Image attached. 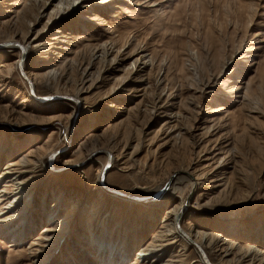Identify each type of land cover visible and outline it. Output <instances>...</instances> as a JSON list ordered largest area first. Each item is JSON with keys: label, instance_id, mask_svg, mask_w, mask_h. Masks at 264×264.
Wrapping results in <instances>:
<instances>
[{"label": "rangeland", "instance_id": "1", "mask_svg": "<svg viewBox=\"0 0 264 264\" xmlns=\"http://www.w3.org/2000/svg\"><path fill=\"white\" fill-rule=\"evenodd\" d=\"M81 2L49 21L58 0L36 20L31 0H0V174L27 171L0 198V264H149L183 170L198 187L181 225L206 241L153 263L264 264V0ZM25 35L20 68L5 41Z\"/></svg>", "mask_w": 264, "mask_h": 264}, {"label": "bare ground", "instance_id": "2", "mask_svg": "<svg viewBox=\"0 0 264 264\" xmlns=\"http://www.w3.org/2000/svg\"><path fill=\"white\" fill-rule=\"evenodd\" d=\"M32 1V5H37V14L35 16V20L40 16V13H42L44 11V9H46L52 1L55 0H31ZM81 0H58V4H57V8H56V12L51 15L49 17V21L50 20H55L56 18H64L69 16L71 13H73L74 11H76L79 6H81L80 4H82V2L80 3ZM79 2V3H78ZM90 5H92L91 0H87V2H85V5H82V7H90ZM36 8V6H35ZM41 11V12H40ZM35 24V21L33 20V23L28 22V28H27V32L33 30L31 29V25ZM34 26V25H33ZM6 44H8L9 46H12L11 44L13 43H18V45H20L21 47L19 48L20 50V54H21V58H19V65L20 68L22 67V65L24 64L23 59L25 57V55L28 53L29 49H28V38L27 35L24 36V38L20 41L17 42L15 39L12 38V40H8L5 41ZM40 44V43H39ZM37 44V45H39ZM102 54H106V49H103ZM19 67V66H18ZM57 72L52 71L48 73V77L49 78H56L57 77ZM80 90L78 89L77 94ZM77 100V95L72 96ZM107 156L108 158L110 157V160H108L106 162V164H112V158H114L112 156V154L110 153V151H107ZM105 164V165H106ZM26 170H21L18 169L17 167L14 166V164H9L8 166H6L4 168V171L0 174V179H4L5 177L7 178L8 175H14L13 178H11L10 180L7 179V183L4 185V187L1 188L0 190V198L1 201L3 200L4 196L6 193H10V191H14L16 193H19L20 190L18 188L14 187V184L18 183V180H20L24 174L26 173ZM101 177V175H100ZM21 181V180H20ZM100 182L102 185L104 184V179L103 181H101L100 178ZM13 183V184H12ZM167 185L169 184V187L172 188V190H176L177 192H179L180 190H182L183 184H188L189 186V192L188 195L185 197V199H182L179 204L173 209V210H169V213L173 219V227L172 230L169 234H171V236L173 237L171 240H165L166 243L165 244H160L161 247L158 248L157 245H148V247L144 248V251H142V253L137 254L138 256L136 257V259L140 262H146L149 263L151 262V264H154L153 262H157L161 259V257L163 256L162 252L169 246V245H174L176 242L183 240L185 243L187 244H191L193 247L197 246L199 249H202V243L206 241V236L205 234L202 235H198V233L196 232L195 234H192L189 230H186L182 227L181 225V220L180 217L182 214H184L185 210L188 208L189 202H190V197L193 194V192L196 190V188L198 187V181L197 178H195L193 176L192 173H190L188 170H183V171H178L175 175H173V177H169L166 180ZM20 184V183H19ZM182 185V186H181ZM18 189V190H17ZM162 187L161 188H157V191H153L151 192L148 197L149 200H159L162 201L163 199H166L168 197H172V190L171 189H166V191H164L162 193ZM116 192V190L114 189H110ZM175 191V192H176ZM118 193H121L118 191ZM121 194H125V193H121ZM128 195L131 196H136L137 194H132V193H126ZM191 194V195H190ZM18 195V196H17ZM15 196H13L12 201L9 202L8 206H4L2 207L3 211L2 214L5 215L7 213H9V207H11V203H15L18 198L20 197L19 194H17ZM6 209H8L6 211ZM6 211V212H5ZM8 215L5 218H2L1 220H3L1 222V224L3 225H7L11 223V219L9 217L8 219ZM16 216H14L15 218ZM8 219V220H7ZM13 221V220H12ZM18 227H14L12 229V231H14L15 229H17ZM49 231H51L50 228L47 227V229H45L42 233H48ZM168 234V235H169ZM158 235V234H157ZM156 234H154V237L157 236ZM178 237L180 239H178ZM170 239V238H169ZM51 241V238L49 239L48 235L44 234L42 237L40 236L38 242L43 243V241ZM48 243V242H47ZM37 243H34L32 245H40ZM43 245V244H42ZM195 245V246H194ZM141 259V260H140ZM164 264H176V262L168 260L167 263Z\"/></svg>", "mask_w": 264, "mask_h": 264}, {"label": "water", "instance_id": "3", "mask_svg": "<svg viewBox=\"0 0 264 264\" xmlns=\"http://www.w3.org/2000/svg\"><path fill=\"white\" fill-rule=\"evenodd\" d=\"M109 165L110 164H106L104 167H103V169H102V172H101V181H103V179H104V177H105V175H106V173H107V170H108V168H109Z\"/></svg>", "mask_w": 264, "mask_h": 264}]
</instances>
